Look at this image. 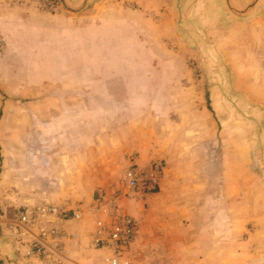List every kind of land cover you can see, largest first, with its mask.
Here are the masks:
<instances>
[{"label": "crops", "instance_id": "1", "mask_svg": "<svg viewBox=\"0 0 264 264\" xmlns=\"http://www.w3.org/2000/svg\"><path fill=\"white\" fill-rule=\"evenodd\" d=\"M215 1L197 0L196 6L206 10ZM241 1L247 4L250 0ZM77 2L61 0L62 9L56 16L42 15L34 7H0V17L8 11L40 18L38 32L48 41L54 35L57 41L59 31L81 29L68 11L69 5ZM164 2L166 11H170L171 3ZM179 3L183 5V0ZM252 3L250 14L240 22L246 45L242 60L255 53L257 69L245 72L263 80L264 0ZM106 6L101 2L99 13ZM214 19L224 31L232 30L225 23L226 12L217 11ZM3 25L0 18V30ZM66 54L62 67L49 66L48 76L68 78L66 87L71 93H67L73 95L69 100L46 99L33 104L38 111L32 130L31 185L21 184L18 176L9 178L13 172L0 167V202L6 214L0 224L8 238L2 241L5 253L24 251V247L11 248L16 236L12 222L20 219L19 210L47 204L73 214L80 207V221L63 223L68 236L65 247L70 254L68 258L61 256V264H106L108 253L94 248L91 233L97 220L109 219L102 208L118 205L135 220L137 264H264V147L248 144L255 139L264 141V133L245 135L225 130L217 141L215 118L207 106L201 109V102L190 120L182 108L175 112L168 108L170 111L165 109L158 116L140 113L121 118L119 96L99 80L117 75L114 61L105 69L101 63L89 67L86 54L72 48ZM41 57L43 54L38 55V59ZM90 75L96 76L94 81L89 80ZM89 87L94 90L89 91ZM222 101L231 108L228 97L224 95ZM214 103H219L217 98ZM260 105L264 102L256 104ZM49 107L58 112L50 114ZM93 109L94 114L90 111ZM106 110L112 111L107 114ZM223 121L228 122V118ZM187 125L192 128L187 129ZM131 157L142 168L165 161L160 190L149 199L139 192L110 202L97 199V189H103L101 194L110 190ZM116 192V188L111 189L114 196ZM106 194L104 200L109 199ZM9 214L14 217L8 218ZM72 235L75 238L71 239Z\"/></svg>", "mask_w": 264, "mask_h": 264}, {"label": "rangeland", "instance_id": "2", "mask_svg": "<svg viewBox=\"0 0 264 264\" xmlns=\"http://www.w3.org/2000/svg\"><path fill=\"white\" fill-rule=\"evenodd\" d=\"M37 1L31 0L33 7ZM217 1H221V6ZM254 1L245 4L241 0H216L205 10L204 6H196L197 0H183V5L179 0H169L170 11H166L164 0H79L80 3L69 5L68 11L72 22L80 23L81 29L59 31L57 41L54 35H50L52 40L48 41L46 35L38 32L36 27L42 21L40 18L4 12L6 15L0 17L4 21V28L0 30L1 169L13 172L9 178L18 176L21 184L31 185L32 130L38 111L33 104L46 99L69 100L73 95L66 87L68 78L48 76L49 66L64 65L62 60L70 48L86 54L89 67L101 63L105 69L114 61L117 75L97 78L112 88L115 97L119 96L121 118L140 113L158 116L165 109L170 111L168 108H171L175 112L182 108L188 112L187 119L190 120L201 102V109L207 106L215 118L217 141L225 130L240 131L245 135L264 133V106H256L264 102V79L254 73L246 75L247 69H257L255 53L248 54V60H242L246 45L245 34L244 42L242 40L240 22L250 14ZM101 2L107 6L99 13L101 10L97 6ZM111 3L114 5L108 6ZM6 10H10L9 7ZM217 11L227 13L225 23L230 24L232 30L224 31L225 28L214 19ZM40 54L43 57L38 59ZM95 77L90 75L89 80L94 81ZM91 90L94 89L89 87ZM224 95L231 108L223 103ZM88 96L90 99L91 94ZM215 98L219 103L213 106ZM223 109L227 112L224 113ZM90 111L95 113L94 109ZM106 111L110 114L112 110ZM48 112L52 114L58 110L49 107ZM224 117L228 122L223 121ZM186 128L184 131H188ZM248 144L264 147L261 139L248 141ZM162 161L156 163L165 167V161ZM128 166L129 163L110 184L109 199L103 202L115 200L114 193H111L114 188L122 196L131 197L124 186ZM102 190L97 189V199H101ZM107 192L102 194L106 196ZM34 208L19 211L22 215ZM4 215L5 209L0 202V222ZM12 216L9 214L8 218ZM16 220L11 223L16 234L11 248L24 247L23 254L5 253L2 241L8 238L4 225L0 224V264H34L33 261L61 264V256L68 258L66 240L50 254L28 255L29 248L36 241L35 236L39 234L38 224L49 229L54 226L51 218L46 217L37 225L25 228L20 219Z\"/></svg>", "mask_w": 264, "mask_h": 264}, {"label": "built area", "instance_id": "3", "mask_svg": "<svg viewBox=\"0 0 264 264\" xmlns=\"http://www.w3.org/2000/svg\"><path fill=\"white\" fill-rule=\"evenodd\" d=\"M0 7L28 9L33 7V4L31 0H10L8 3L0 2ZM34 8L42 14L57 15L60 14L62 5L59 0H38ZM163 170L162 165L156 162L142 168L136 159L131 157L129 166L124 173V186L130 192H139L144 199H149L160 190ZM100 197V201L104 200L105 194H101ZM121 197L122 195L116 192L114 199ZM102 212L109 219L101 217L96 221L95 229L91 233V243L94 248L108 253L106 264H137L139 251L136 245L137 232L134 218L118 205L111 209L105 205ZM46 217L54 221V226L49 229L44 228L40 223ZM71 219L77 221L82 219L80 207L73 214L65 208L55 205L37 206L31 212L23 213L20 223L24 228L40 223L38 224L39 234L35 236L36 241L29 248L28 255L50 254L53 250L59 249L68 238L63 223Z\"/></svg>", "mask_w": 264, "mask_h": 264}]
</instances>
